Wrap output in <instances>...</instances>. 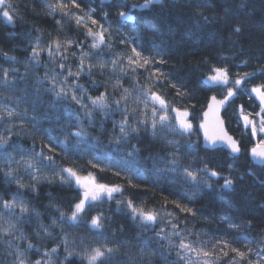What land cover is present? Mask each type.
I'll list each match as a JSON object with an SVG mask.
<instances>
[{"label": "trees", "instance_id": "obj_1", "mask_svg": "<svg viewBox=\"0 0 264 264\" xmlns=\"http://www.w3.org/2000/svg\"><path fill=\"white\" fill-rule=\"evenodd\" d=\"M43 2L44 0H13L14 5L28 6L26 9H20V14L24 17L23 22L17 19L15 23L10 24L0 15V69H8L9 79H15V84L10 89H5L0 84V108L7 106L15 108L21 114L27 112V115L23 116V130L19 127L22 122L21 117H14V124L0 123V135L11 127L14 133L12 143L21 146L25 152H30L33 147L39 151L41 146L51 143L55 148L52 155L56 157L58 166L73 167L82 175L91 172L100 183L121 184L124 187V198L132 199L137 205L144 204L146 207L159 210L167 197L168 201L179 200L182 205L194 208L198 215L187 216V224L180 225L182 231L185 228L191 230V237L194 240L196 233H203L211 238L222 237L243 248L244 244L240 243L242 239L259 241L264 238V183H261L264 181V166L253 162L249 150L254 146L257 138H252L248 131L238 126L240 122L237 117L241 105L246 112L258 110L259 101L254 95L249 98L250 90L252 87L264 85V72L259 71L264 67V0H228L227 4L224 0H165L166 7L163 9L159 5L141 8L140 5L145 0H81L87 7L96 9L94 16L100 19L106 28L111 23L112 48L106 50L107 56L130 54L132 45L120 44L121 36L134 40L143 55L155 56L160 53L168 61L166 64H155L150 67L163 69L170 75L172 82L194 94L193 103L196 104V108L193 111L196 118L193 120L194 129L190 139L181 138L179 134L164 133L165 139L153 141L149 135L142 132L139 142L137 139L131 140L132 144H138L140 148V155L134 162L140 171L138 175L132 176L133 182L140 185L136 188L129 186L123 176L114 175L116 170L127 172L128 160L122 157L126 150H131L127 144L118 146L108 142L112 134L113 122H118L121 116L110 115L104 120L103 126L107 131L101 133L99 112L93 117L96 120V127H92L78 105L69 100L56 101L52 93L45 91L50 87L49 84L39 81L42 80L45 72L51 73L54 68V65L48 64L46 56L42 54V62L45 66L34 67L28 63L31 44L38 34L34 29L37 27L41 29L43 40L50 39L49 33L56 35L55 21L45 14ZM242 3L244 6L240 7ZM226 7L232 13L228 17L224 16ZM118 11H124L133 19L122 20L117 15ZM199 12L209 17L210 22L204 23L199 20ZM104 13H107L106 21L102 19ZM62 23L64 25V30L60 33L62 38L83 39V29H76L67 18ZM237 23L243 25L242 36L233 34V26ZM146 24H151L152 30L146 31L144 27ZM88 50L85 47V51ZM5 53L7 56L4 55ZM79 54L77 52V57ZM8 57L16 59L12 61ZM77 61L76 57L70 56L68 65L76 68ZM88 62L86 60V63ZM213 67L227 68L231 77L230 83L237 75L243 77L246 72L254 73L237 90V96L229 102L227 112H223L229 133L241 142L242 153L238 159H233L225 149L213 151L204 149L196 127L201 122V115L206 111L211 96L216 95L221 98L224 93V86L211 87L206 82L207 76L212 74ZM12 69H18L19 75L14 76ZM93 72L92 77L82 75L79 78V84L83 85L88 94L95 97L104 91L103 87L94 88L91 80H95L97 85L107 84V90L113 92L114 75L111 79L102 81L98 70L93 69ZM105 73L107 75V69ZM139 82L142 85L147 83L143 70ZM167 84L168 82L165 81L166 86L160 91L168 100L174 102L175 90ZM123 86L131 88L134 85L128 77H125ZM115 94L118 95V91ZM133 95L136 93L134 92ZM33 116L37 118L39 132H34L31 123L28 122ZM78 119L83 121V127L88 132L87 142L77 144L78 138L69 136L68 144L64 145L65 136L78 130ZM17 132L19 135H15ZM165 140H176L178 144L168 145ZM173 152L176 153L178 161L175 166L177 169L184 167L202 169L206 166L221 173V177L210 178L211 188H206L203 184L194 186L186 181L179 171L164 170L166 167H172L168 162L173 158L171 155ZM98 153L106 158L104 163L95 157ZM13 155L16 159H20L18 154L13 153ZM89 160L97 162L99 166L90 167L87 163ZM4 168L5 165L0 161V169ZM20 171L23 174V169ZM224 177L236 181L234 191L221 188ZM239 177L242 179H238ZM22 179L25 183L29 181L26 174L22 175ZM38 188L39 195L31 194L27 189H18L12 182L5 183L3 173L0 172V198L7 199L18 190L23 192L30 201L29 206L42 213L41 220L46 225L51 222L54 215H58L55 209L46 207L50 203L49 193L58 197L54 203L61 206L66 213L76 202L79 193V189L75 187L70 188L60 184L41 183ZM193 193L196 194L195 198L189 200L188 197ZM167 208L175 212L181 220L185 219L186 214H181L171 203L167 204ZM99 213H103L106 218L102 229L103 235H94L88 230L86 223L78 228L64 226V231L71 233L69 241L73 239L77 241L74 245L76 251H80L82 247L79 244L81 239L84 241L83 246L88 247L104 243L109 246L120 245L121 254L117 257V264H125L127 257L124 253L134 254L147 242L148 247L155 252V255L150 256L149 264H182L176 257V250L170 249L168 243L155 235L165 223L163 219H158L152 227H141L129 218L128 211L123 205L118 208L115 202H105L90 209L85 215V220ZM163 215L164 213H161V216ZM221 217H229L239 228L229 227V221L222 220ZM249 221L252 227L247 231L245 229ZM36 223L33 218L30 223L23 225L25 233L31 236ZM187 234L185 232V235ZM54 235L58 237V229ZM200 240L203 242L205 235H201ZM32 242L45 247L54 246L51 239L37 241L35 236H32ZM177 243L178 240L175 238L173 244ZM249 246L255 250V245ZM30 258L38 257L30 255Z\"/></svg>", "mask_w": 264, "mask_h": 264}, {"label": "snow or ice", "instance_id": "obj_2", "mask_svg": "<svg viewBox=\"0 0 264 264\" xmlns=\"http://www.w3.org/2000/svg\"><path fill=\"white\" fill-rule=\"evenodd\" d=\"M224 3L227 4L228 0H224ZM155 5H159L162 9L166 7L165 0H145L140 7L149 8ZM42 6L45 9V14L55 21L56 35L53 36L49 33L50 39L43 40V32L40 28H35L34 31L38 34L31 44L28 63L34 67L45 66L42 62V54L46 56L48 64L54 65V68L51 73L45 72L44 78L39 81L40 83L47 81L50 85L45 91L52 93L56 101L69 100L78 105L79 110H83L84 118L92 127H96V120L93 117L99 112L101 117L99 131L101 133L107 131L103 126L104 120H107L110 115L119 114L121 116L118 122H113L112 134L108 142L118 146L127 144L131 150H126L122 157V159L127 158L128 160L127 172L122 173L116 170L114 175L123 176L125 182L131 187H139L138 183L133 182L132 176L138 175L140 171L134 163L136 157L140 155V148L138 144H132L131 140L137 139L139 142L142 132L149 135L153 141L165 139L164 133L179 134L181 138L190 139L194 129L193 120L196 118L193 111L196 108V104L193 103L194 94L172 82L170 75L163 69L150 67L155 64H166L168 61L160 53L155 56L143 55L134 40L121 36L120 44L132 45L130 54L107 56L106 50L112 48L111 23L106 28L105 24L94 16L95 8L87 7L81 0H55V2L44 0ZM243 6L242 3L240 7ZM27 7L23 4L14 5L13 0H0V15L6 18L10 24L15 23L17 19L23 22L24 17L20 14V9ZM32 7L34 8L35 5ZM33 14L35 15V13ZM231 14V10L226 7L224 16L228 17ZM117 15L122 20L133 19L124 11H118ZM198 17L204 23L210 22L209 17L205 16L203 12H199ZM65 18L72 22L76 29H83V39L74 40L61 37L60 33L64 30L62 21ZM106 18L107 13H104L102 19L106 21ZM144 27L146 31L152 30L151 24H146ZM233 34L242 36L243 25L239 23L234 25ZM25 35H29V33H25ZM117 35H119V29H117ZM85 47L89 50L85 51ZM73 48L75 51H70ZM77 52L80 53L78 57ZM4 55L7 56V53ZM70 56L78 59L75 70L66 64ZM8 59L15 61L16 58L8 57ZM86 60L89 62L86 63ZM93 69L98 70L102 81L111 79L114 75L113 92L110 93L107 90V84L97 85L95 80H91L94 88H104V91L93 97L88 94L83 85L79 84V78L82 75L87 77L94 75ZM105 69H107V75ZM141 70H143L146 85L139 82ZM259 71L264 72V67ZM12 72L14 76L19 75L18 69H12ZM211 73L207 76V81L214 85L224 86V93L221 98L216 95L211 96L207 110L203 111L201 122L196 127L203 131V138L209 147L216 148L222 145L230 150L233 159H238L242 153L241 142L229 133L225 118L221 113L227 112V106L237 96V90L254 73L246 72L243 77L237 75L231 83L227 68L213 67ZM125 77L132 81L133 87L123 86ZM165 81L168 82V87L175 90L176 99L174 102L168 100L160 91L166 86ZM0 84L5 89H10L15 84V79H9L8 69H0ZM117 91L118 95L115 94ZM134 92L136 95H133ZM78 93L80 94L78 95ZM253 95L259 101L258 110L246 112L241 105L237 111L240 122L238 126L242 130L248 131L252 138H257L249 152L253 160L264 166V85L252 87L249 98L251 99ZM26 115V111L21 114L15 108L7 106L0 108V122L14 124L13 118L21 117L22 122L19 126L21 130L24 128L23 116ZM28 122L31 123L34 132L40 131L35 116L31 117ZM13 134L9 127L3 135H0V161L5 165V168L0 169V172L3 173L5 183L12 182L18 189H27L34 195H39L38 186L41 183L75 187L79 189V193L68 213L54 203L58 197L49 193L50 203L46 207L55 209L58 215H54L47 225L41 220L42 213L29 206L30 201L27 200L23 192L18 190L7 199L0 198V264H85V262L86 264H117V257L121 254L120 245L109 246L104 243L88 247L83 246L84 241L81 239L79 244L82 247L80 251H76L74 245L77 244V241L73 239L70 242L69 235L71 233L64 231L65 225L69 228H78L86 223L88 230L94 235H103L102 229L106 219L103 213L91 216L88 220H85V215L93 207L105 202H115L118 208L123 205L128 211L129 218L141 227H152L158 219L165 220L166 226L161 227L160 232L156 235L160 240L168 241V247L176 250V257L182 264H264V238L259 241L242 239L240 243L244 244L243 248L222 237L211 238L203 233H196V239L193 240L191 239V230L185 228L182 231L180 225L187 224V216L196 217L198 215L194 208L182 205L179 200L168 201L167 197L159 210L146 207L144 204L137 205L132 199L124 198V187L121 184L100 183L91 172L82 175L73 167L58 166L56 157L52 155L55 148L51 143L41 146L39 151L33 147L30 152H25L21 146L12 143ZM15 135H19V132ZM69 136L78 138L77 144L87 142L88 132L83 127V121L78 119V130L65 136L64 145L68 144ZM165 143L175 146L178 141L165 140ZM13 153L18 154L20 159H16ZM171 155L173 158L168 163L172 167H166L164 170L179 171L186 181L191 182L194 186L203 184L204 187L211 188L210 178L219 179L221 177V173L210 170L206 166L202 169L190 167L177 169L175 167L178 163L176 153L173 152ZM87 163L92 168L99 166L93 160H89ZM21 169H23V174L28 176V183L22 179ZM103 170L101 169V171ZM238 179H242V177ZM235 187L234 179L224 177L222 189L234 191ZM195 195L193 193L188 199H194ZM168 203L174 205L175 209H179L181 214H186L185 219L181 220L175 212L169 211ZM161 213L164 215L161 216ZM33 218L37 223L30 236L25 233L22 226L30 223ZM221 219L229 221V227L239 228L238 225L231 222L229 217H221ZM166 227L173 230L170 235L167 234ZM251 227L249 221L245 230L250 231ZM57 229L59 230L58 237L54 235ZM185 232L188 234L185 235ZM201 235H205L203 242L200 240ZM32 236H35L37 241L51 239L54 246L45 247L39 243L34 244ZM173 237L178 240L175 245L172 243ZM249 245H255V250ZM30 255L38 258L31 259ZM124 255L127 257L125 264H149V258L155 255V252L145 242L144 247L139 248L136 253L125 252Z\"/></svg>", "mask_w": 264, "mask_h": 264}, {"label": "rangeland", "instance_id": "obj_3", "mask_svg": "<svg viewBox=\"0 0 264 264\" xmlns=\"http://www.w3.org/2000/svg\"><path fill=\"white\" fill-rule=\"evenodd\" d=\"M66 63L68 64V60L66 61ZM77 63H78V61H77ZM71 67H72V66H71ZM72 68H73V70H75V67H72ZM40 76H41V75H40ZM44 76H45V75H44ZM44 76L42 77V79L44 78ZM39 78H40V77H39ZM44 82L48 83L47 81H44ZM49 86H50V85H49ZM78 95H79V93H78ZM70 111H71V110H70ZM70 111H69V112H70ZM82 112H83V110H82ZM71 114H72V112H71ZM67 115H69L68 111H67ZM72 116H73V115H72ZM95 157H96L97 159L101 160L103 163H104V161H105V159H106L102 154H99V153L96 154ZM105 165H107V163H106ZM164 222H165V223H164L163 225H161V227L166 226V221L164 220ZM160 229H161V228H159V232H160ZM172 231H173V230H172L170 227H166V232H167V234L170 235V234L172 233ZM155 235H156V234H155ZM156 236H157V235H156ZM191 239L194 240V238H192V237H191ZM163 241H165L166 243H168L167 240H163ZM174 241H175V237L172 238V243H174ZM173 245H174V244H173Z\"/></svg>", "mask_w": 264, "mask_h": 264}, {"label": "water", "instance_id": "obj_4", "mask_svg": "<svg viewBox=\"0 0 264 264\" xmlns=\"http://www.w3.org/2000/svg\"><path fill=\"white\" fill-rule=\"evenodd\" d=\"M207 83H209L208 81H207ZM211 86H214V84H211V83H209ZM207 110V109H206ZM221 115L223 116V112L221 113ZM199 133L201 134V136H202V139H203V147L206 149V150H210V151H213V150H216V149H225V150H227L229 153H230V150L229 149H227L226 147H224V146H222V145H220V146H218V147H216V148H212V147H209L208 146V144L205 142V140H204V138H203V131L202 130H199ZM233 136V135H232ZM234 137V136H233ZM235 138V137H234ZM254 162L256 163V164H258L255 160H254ZM258 165H260V164H258Z\"/></svg>", "mask_w": 264, "mask_h": 264}]
</instances>
